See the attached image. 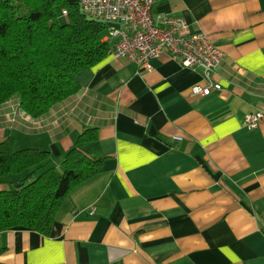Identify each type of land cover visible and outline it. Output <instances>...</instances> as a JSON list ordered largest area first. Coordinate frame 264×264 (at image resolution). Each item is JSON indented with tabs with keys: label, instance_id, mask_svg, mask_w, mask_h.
Instances as JSON below:
<instances>
[{
	"label": "crops",
	"instance_id": "obj_1",
	"mask_svg": "<svg viewBox=\"0 0 264 264\" xmlns=\"http://www.w3.org/2000/svg\"><path fill=\"white\" fill-rule=\"evenodd\" d=\"M158 15L223 52L210 76L220 90L193 96L201 72L168 54L149 70L107 55L40 118L17 97L0 105V142L48 151L47 167L88 128L98 139L82 148L105 158L48 236L0 233V264H264V124L243 125L264 109V0H155Z\"/></svg>",
	"mask_w": 264,
	"mask_h": 264
},
{
	"label": "trees",
	"instance_id": "obj_2",
	"mask_svg": "<svg viewBox=\"0 0 264 264\" xmlns=\"http://www.w3.org/2000/svg\"><path fill=\"white\" fill-rule=\"evenodd\" d=\"M107 29L77 0H0V105L17 97L21 111L37 119L78 93V73L108 55ZM97 139L96 129H84L58 167L46 166L48 151L1 141L0 184L7 187L0 190V233L22 227L48 236L66 197L101 172L105 158L82 148Z\"/></svg>",
	"mask_w": 264,
	"mask_h": 264
},
{
	"label": "built area",
	"instance_id": "obj_3",
	"mask_svg": "<svg viewBox=\"0 0 264 264\" xmlns=\"http://www.w3.org/2000/svg\"><path fill=\"white\" fill-rule=\"evenodd\" d=\"M155 0H77L80 10L90 19L108 25L102 38L108 42V55L125 58L150 69V60L168 54L182 68L200 71L205 86L191 87L193 96H207L220 85L212 83L210 76L223 59V52L214 46L202 32H191L184 19L167 15L152 16ZM66 16V14H65ZM109 24H117L114 28ZM264 124V109L249 113L243 125L254 129Z\"/></svg>",
	"mask_w": 264,
	"mask_h": 264
},
{
	"label": "water",
	"instance_id": "obj_4",
	"mask_svg": "<svg viewBox=\"0 0 264 264\" xmlns=\"http://www.w3.org/2000/svg\"><path fill=\"white\" fill-rule=\"evenodd\" d=\"M110 26L114 27V28H118L119 26L117 24H109ZM21 184H15V187H19Z\"/></svg>",
	"mask_w": 264,
	"mask_h": 264
}]
</instances>
